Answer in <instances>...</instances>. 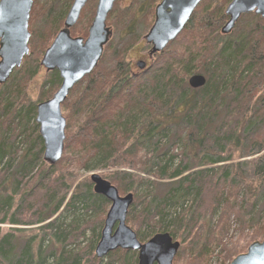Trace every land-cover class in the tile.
Wrapping results in <instances>:
<instances>
[{"label": "trees", "instance_id": "obj_1", "mask_svg": "<svg viewBox=\"0 0 264 264\" xmlns=\"http://www.w3.org/2000/svg\"><path fill=\"white\" fill-rule=\"evenodd\" d=\"M73 1L34 0L30 54L0 85V166L7 164L0 172V226L16 232L44 224L37 250L36 237L22 243L0 236V264H138L131 251L96 257L111 203L88 180L73 190L70 184L98 172L121 196H134L126 224L141 243L166 233L180 243L174 264H231L263 242L264 20L244 15L223 35L233 0H203L152 67L133 74L127 56L149 33L162 0H133L124 10L117 4L101 61L61 107L63 157L47 166L37 106L53 98L62 79L48 73L38 103L25 91ZM97 2L88 1L72 38L87 39ZM194 75L206 79L201 89L190 88ZM61 211L83 216L65 224L55 218ZM54 238L61 246L43 257V243Z\"/></svg>", "mask_w": 264, "mask_h": 264}, {"label": "water", "instance_id": "obj_2", "mask_svg": "<svg viewBox=\"0 0 264 264\" xmlns=\"http://www.w3.org/2000/svg\"><path fill=\"white\" fill-rule=\"evenodd\" d=\"M88 1L74 0L64 28L41 61L47 72L58 71L62 79L61 87L53 98L37 106L36 123L44 141V161L50 166L59 163L64 153L67 123L61 107L75 86L96 69L112 34L107 27V18L116 0H99L87 40L71 37L70 30L79 21ZM202 1L163 0L157 6L155 22L145 37L147 45L152 47L151 56L163 52L177 39ZM33 5L34 0H0V85L8 82L30 54L29 22ZM251 13L264 20V0H233L225 12L229 20L221 33L231 34L240 18ZM137 67L144 71L147 64L140 61ZM205 84L206 79L201 75L189 79V86L194 90L201 89ZM90 180L94 193L111 203L96 246V257L104 259L112 252L123 250L138 253V264H174L180 243L168 233L157 234L148 242L141 243L136 233L127 226L134 196L128 194L121 197L117 188L98 173L92 174ZM231 264H264V241L253 243Z\"/></svg>", "mask_w": 264, "mask_h": 264}, {"label": "rangeland", "instance_id": "obj_3", "mask_svg": "<svg viewBox=\"0 0 264 264\" xmlns=\"http://www.w3.org/2000/svg\"><path fill=\"white\" fill-rule=\"evenodd\" d=\"M64 1V0H62ZM99 1V0H98ZM43 2V1H42ZM133 0H116L114 7L118 4V7L121 10L124 9H130L132 6ZM41 6L43 4H40ZM98 5V2H97ZM97 9V7H96ZM114 10V8H113ZM113 10L111 11V13L113 12ZM110 13V14H111ZM96 14V12H95ZM111 19H114V15H110ZM95 18V17H94ZM241 19V18H240ZM94 20V19H93ZM93 23V22H92ZM42 24L40 23L36 29L40 30V28ZM236 26V25H235ZM64 27V26H63ZM152 28V27H151ZM235 28V27H234ZM113 29V27L111 28ZM234 30V29H233ZM114 31V30H113ZM112 31V32H113ZM232 33V32H231ZM114 35V34H113ZM113 37V36H112ZM119 41H121L120 39H118ZM123 40V39H122ZM124 42V40H123ZM146 47H148L145 38L143 39V41L137 46L134 47L128 54L127 56V63L130 64L131 70L134 74L140 73V71L137 69L136 64L139 61H145L147 63V65H149V68L152 67L153 64V59H148V53H149V49H147ZM114 48V46H113ZM147 49V50H146ZM49 72L46 71V69L44 67L41 68L39 74L33 79V81L30 82L29 86L26 88L27 90L25 91V96L27 97L28 101L32 102V103H38L39 99H40V94H41V90H42V86L45 83L46 79H47V74ZM6 85V84H4ZM2 85V86H4ZM67 101V100H66ZM39 105V104H38ZM213 128L210 132H214ZM24 149V148H21ZM49 164H47L48 166ZM7 169V164H3L0 166V172H3ZM14 171H16V167L13 168ZM59 173V172H58ZM11 174V173H10ZM98 174H100L102 176L101 173L98 172ZM81 176L76 180V182H73L71 185L72 190L75 189V187L82 183L84 180H88L90 181V175L87 174H80ZM1 177V176H0ZM37 180L35 179L31 185L30 188L32 186L36 187L37 186ZM66 183L68 184L69 182L71 183V180L66 179ZM85 182V181H84ZM91 182V181H90ZM60 183H58L57 185H59ZM160 185H157V193L158 195L161 193V191L163 190L162 187H160ZM58 188H60V186H58ZM57 188V189H58ZM71 190V191H72ZM19 205H16V207H18ZM15 209L12 211V213H14ZM36 215L35 211H34V216ZM13 216V214H12ZM33 216V214H32ZM83 216L82 212H70V213H66V212H59L58 216H56L55 218L59 219L60 221H62L65 224H69L71 221L75 222L76 220H79L81 217ZM81 222V220L79 221V223ZM44 226L40 225V226H33V227H16V229H14L13 231L16 232H12L13 227L8 226V225H4V226H0V236H5L7 234H13L14 236H12L13 240H15V242H20L23 241L22 243H24L25 241H28L29 239L36 237L37 240L34 241V249L33 250H37V243L39 244V240H41V236L43 235L42 231H39V227ZM104 226V225H103ZM97 232V229H96ZM16 235V236H15ZM88 237L90 238L92 236V233L90 231H88L87 233ZM44 236V235H43ZM48 238V237H47ZM22 245V244H21ZM61 245L59 244V242L57 241L56 238H54L53 240L51 239H46V241L43 243L42 248H41V253L43 255V257H46V255H48L49 253L51 254L53 251H56ZM22 249V246H18L17 247V254H20V251ZM34 253V251H32ZM40 253V254H41ZM136 253V252H134ZM37 256V254H34ZM106 258V257H105ZM34 259H36V257H34ZM103 260V259H102ZM106 261V260H105ZM104 261V262H105ZM51 263V262H50Z\"/></svg>", "mask_w": 264, "mask_h": 264}, {"label": "flooded vegetation", "instance_id": "obj_4", "mask_svg": "<svg viewBox=\"0 0 264 264\" xmlns=\"http://www.w3.org/2000/svg\"><path fill=\"white\" fill-rule=\"evenodd\" d=\"M163 1V0H162ZM161 1V2H162ZM160 2V3H161ZM157 8V7H156ZM155 11H156V9H155ZM111 13V12H110ZM82 14V13H81ZM110 15V14H109ZM109 15H108V17H109ZM81 17V16H80ZM80 19V18H79ZM107 20H108V18H107ZM79 22V21H78ZM154 22H155V20H154ZM108 27V26H107ZM109 29H110V31L112 32V29L110 28V27H108ZM112 34H113V32H112ZM112 34H111V37H110V39L112 38ZM88 36H89V31H88ZM88 38V37H87ZM87 40V39H86ZM110 41V40H109ZM54 42V41H53ZM109 43V42H108ZM108 45V44H107ZM105 49V48H104ZM148 59H150V55H149V53H148ZM136 67H137V64H136ZM147 67H149V65H147ZM138 69V68H137ZM132 71V70H131ZM58 72V71H57ZM59 73V72H58ZM133 73V72H132ZM134 74V73H133ZM60 75V74H59Z\"/></svg>", "mask_w": 264, "mask_h": 264}]
</instances>
